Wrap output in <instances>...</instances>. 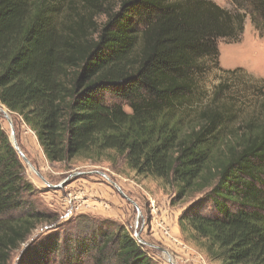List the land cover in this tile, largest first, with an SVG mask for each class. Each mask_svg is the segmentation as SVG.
Segmentation results:
<instances>
[{
    "label": "trees",
    "instance_id": "16d2710c",
    "mask_svg": "<svg viewBox=\"0 0 264 264\" xmlns=\"http://www.w3.org/2000/svg\"><path fill=\"white\" fill-rule=\"evenodd\" d=\"M100 2L0 0V105L50 164L113 151L138 175L170 184L171 204L202 192L181 230L218 264H264V101L234 129L225 83L208 103L198 99L217 41L238 40L247 15L264 32V0H230L234 11L211 0ZM33 191L0 125V264L21 245L17 264H156L113 222L31 245L52 220Z\"/></svg>",
    "mask_w": 264,
    "mask_h": 264
},
{
    "label": "rangeland",
    "instance_id": "374dc122",
    "mask_svg": "<svg viewBox=\"0 0 264 264\" xmlns=\"http://www.w3.org/2000/svg\"><path fill=\"white\" fill-rule=\"evenodd\" d=\"M118 1L101 0L100 4L116 9ZM211 1L221 8L235 10L230 0ZM62 7L68 9L66 3ZM104 20L103 15H98L93 21L97 25ZM89 32L92 33V29L89 28ZM217 48V63L207 62L209 69L200 80L203 95L198 98L202 101L199 104L208 103L215 88L225 83L228 88L220 98L235 103L233 109L238 119L232 128L237 129L242 120L259 114V111L262 113L264 32L254 27L247 15L238 40H218ZM232 71L237 72L235 76L227 74ZM0 108L5 109L2 105ZM10 115L20 151L44 180L21 160L26 180L34 189L32 199L36 210L52 217L31 234V245L46 242L55 234L74 236L90 229L92 222L105 221L126 229L156 264H218L191 240L190 231H182L178 224L180 215L202 199V192L190 193L171 204L175 189L170 184L138 175L128 168L122 156L113 151L106 152L99 161L78 156L69 162L50 164L34 133L18 116ZM0 125L9 137L10 128L2 114ZM166 232L176 239V243L166 236ZM24 247L21 245L11 253L8 264L18 263ZM86 264L93 263L87 261Z\"/></svg>",
    "mask_w": 264,
    "mask_h": 264
},
{
    "label": "water",
    "instance_id": "95a60500",
    "mask_svg": "<svg viewBox=\"0 0 264 264\" xmlns=\"http://www.w3.org/2000/svg\"><path fill=\"white\" fill-rule=\"evenodd\" d=\"M0 113L2 114V116L5 118V120L7 121L8 125L10 126V136H9V140L11 142V145L12 147L14 148V150L17 152L18 156L20 157V159L25 163L27 164L31 170H33L35 172V174L42 179V177L35 171V169L29 164V161L28 159L24 156V154L20 151L16 141H15V138H14V127H13V124H12V121L10 120L9 118V115H10V112L5 108V109H2L0 108ZM44 181V180H43ZM139 242V241H138Z\"/></svg>",
    "mask_w": 264,
    "mask_h": 264
},
{
    "label": "built area",
    "instance_id": "2783aa9c",
    "mask_svg": "<svg viewBox=\"0 0 264 264\" xmlns=\"http://www.w3.org/2000/svg\"><path fill=\"white\" fill-rule=\"evenodd\" d=\"M166 236H168L169 239L171 238L167 232H166ZM171 240L176 243V239H174V237H172Z\"/></svg>",
    "mask_w": 264,
    "mask_h": 264
},
{
    "label": "bare ground",
    "instance_id": "6f19581e",
    "mask_svg": "<svg viewBox=\"0 0 264 264\" xmlns=\"http://www.w3.org/2000/svg\"><path fill=\"white\" fill-rule=\"evenodd\" d=\"M0 116H1V114H0ZM9 118H10V120H11L12 123H13V118L11 117V115H9ZM9 128H10V126H9Z\"/></svg>",
    "mask_w": 264,
    "mask_h": 264
}]
</instances>
